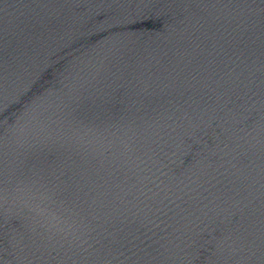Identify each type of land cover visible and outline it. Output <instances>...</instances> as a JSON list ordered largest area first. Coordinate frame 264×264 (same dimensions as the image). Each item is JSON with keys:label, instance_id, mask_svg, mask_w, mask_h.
Instances as JSON below:
<instances>
[{"label": "water", "instance_id": "obj_1", "mask_svg": "<svg viewBox=\"0 0 264 264\" xmlns=\"http://www.w3.org/2000/svg\"><path fill=\"white\" fill-rule=\"evenodd\" d=\"M0 264H264V0H0Z\"/></svg>", "mask_w": 264, "mask_h": 264}]
</instances>
